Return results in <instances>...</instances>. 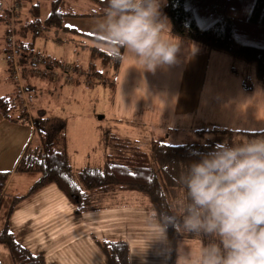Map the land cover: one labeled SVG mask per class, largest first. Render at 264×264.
Returning <instances> with one entry per match:
<instances>
[{
  "label": "rangeland",
  "instance_id": "obj_1",
  "mask_svg": "<svg viewBox=\"0 0 264 264\" xmlns=\"http://www.w3.org/2000/svg\"><path fill=\"white\" fill-rule=\"evenodd\" d=\"M51 1L22 0V20L29 21L30 8L36 2L41 3V18L45 19L51 11ZM68 1L81 10L92 5L91 0ZM165 4L166 0H155L142 14L140 29L128 24L111 29L118 31L122 35L120 41L126 43L120 75L102 64L99 57H93L90 46H105L86 34L103 38L98 32L104 25L72 24L80 19L77 17L67 18L64 24L79 33L52 27L36 35L30 31L27 38L23 37L26 43L33 42L35 53L73 67L72 80L61 68H56L58 76L29 70L27 78L20 68L16 79L4 69L8 67V51L0 54V93H15L20 91L19 85L28 83L24 97L31 113L38 115L43 111L53 129L65 126L76 170L104 163L105 137L111 133L138 140L151 152L153 140L224 143L230 137L227 130L260 132L234 135L236 154L243 158L253 150L264 152V86L256 77L255 63L214 50L210 56L206 51L203 54L204 49L195 42L177 39L167 44L163 32L168 34L171 22L165 14ZM0 24V28L6 25ZM98 71L104 75L100 77ZM245 77L250 84L244 82ZM39 177L38 173L16 177L8 188L7 204H11L13 196L28 193ZM52 187L56 188L54 184ZM123 196L124 201L118 206L74 215V205L65 194L44 201L35 195L18 203L19 223L26 213V223L20 226L25 230L21 231L19 223L12 228L23 246L33 253L45 254L46 264H106V254L99 243L117 239L129 243L133 264H168L166 234L157 218L150 216L148 203L138 191L126 190ZM49 203L59 209L58 215L47 213L41 226H35L40 220L32 219L30 210L42 209ZM203 227L202 238L177 241L175 264H224L222 237L206 224ZM0 262L12 263L8 244L2 241Z\"/></svg>",
  "mask_w": 264,
  "mask_h": 264
},
{
  "label": "trees",
  "instance_id": "obj_2",
  "mask_svg": "<svg viewBox=\"0 0 264 264\" xmlns=\"http://www.w3.org/2000/svg\"><path fill=\"white\" fill-rule=\"evenodd\" d=\"M9 1L19 4L15 14L9 7L0 11V23L6 24L7 55L12 52L13 33L16 38V59L8 60L6 56L9 75L18 79L21 68L26 78L29 70L58 76L56 68H61L72 80L73 67L35 53L33 42L26 43L23 37L27 38L30 31L36 35L52 27L79 33L64 24L69 17L115 15L132 21L144 14L155 0H91L92 5L85 10L68 0H52L45 19L41 18V3L36 2L30 8L29 21L21 18L22 0ZM164 11L174 36L255 63L256 77L264 86V0H166ZM86 35L105 46H90L93 57H99L102 64L119 74L126 43ZM96 73L100 77L104 75L103 71ZM244 82L250 84L246 77ZM22 84L20 91L0 93V111L13 123L33 126V138L15 171L38 173L40 177L28 193L13 196L8 205L11 172L0 171V241L8 244L11 264H46L45 254L33 253L16 239L10 221L20 201L53 184L72 201L74 215L118 206L123 203L126 190L138 191L139 197L148 203L150 216L157 218L166 234L168 264L176 263L178 240L202 238L203 224L222 237L224 264H264V152L253 150L238 158L233 138L260 132L227 130L230 137L224 143L153 140L151 152L138 140L111 133L105 137L104 163L76 170L71 162L65 126L53 129L43 111L33 115L24 102L29 85ZM99 244L106 254V264H132L126 240Z\"/></svg>",
  "mask_w": 264,
  "mask_h": 264
},
{
  "label": "crops",
  "instance_id": "obj_3",
  "mask_svg": "<svg viewBox=\"0 0 264 264\" xmlns=\"http://www.w3.org/2000/svg\"><path fill=\"white\" fill-rule=\"evenodd\" d=\"M142 17H143V15L140 16L139 18L132 20V21H128L124 17L111 15V16L102 17V18L78 19L74 22H71V21L70 22L72 24H79V25H86V24L98 23V22L102 23L104 25V27L100 32H98V34H100L101 36H104L103 38L112 39V40H120V38H122L121 37L122 35L119 34L118 31H112L111 32V29L114 27H116V29H118V28L121 29L124 26V24H128L131 28L133 26L132 29H134L135 26L140 29L138 24L141 23L142 21H144V19ZM91 19H94V21L93 22L89 21ZM82 21H84V22H82ZM131 32H132V30L130 31V33ZM167 33L168 34L163 32V37H164L163 39L167 42V44H169V45L173 44L175 41H177V39H179L171 33L170 29L167 30ZM5 34H6V28L4 25L2 28H0V54L3 51L5 52L7 50V41H5ZM168 39H170V41H168ZM195 44L200 45L199 47H202V49H204L203 54H205V51H206V54H208L209 56L211 55V53H213L212 52L213 50H211L208 46H206V45L202 46V44L196 43V42H195ZM205 48L207 50H205ZM170 50L172 51V49H170ZM125 52H126V50H125ZM202 52L203 51H201L199 53H202ZM125 55H126V53L124 54V58H125ZM6 56H7V54H6ZM6 56H5V58H6ZM201 59L203 60V58H201ZM123 61H124V59H123ZM122 65H123V63H122ZM4 69L6 70L7 66ZM119 73H121V72H119ZM33 135H34V128L32 125L13 123V122L7 120L6 118H4V116L2 115V113L0 111V171L11 172V176H10V179H9V182L7 185L8 188L11 185L12 181L16 177H19L21 175V173H18L15 171V168H16V165H17L19 159L21 158V156L23 154V151L25 150L26 146L29 144V142L33 138ZM60 192H59L57 187L54 188V187H52V185H50V186H47L45 188H42L41 190H39L38 192H36L32 196L25 198V200H23L22 202L24 203L25 201L31 200L33 197H35V195H39L43 201L47 200V199H51V198L55 199V198L61 197L62 192L61 193ZM42 206H43V202H42ZM19 207H21V205L20 206L18 205V207L15 209V211L11 217L10 229L15 234L16 239L20 243L24 244L23 241L21 240V237L16 232V230H14L12 228V225L14 227H18V223H19L18 219L19 218L16 215L18 214ZM52 211L55 214V216L58 215L59 209L55 208L53 206V204H51V203H49L46 207H44L42 209H37L34 211L30 210L31 218L36 219V220H40V221L35 222V226H37V227H39V225L41 226V223H43L44 220L46 219L44 217H47L46 216L47 213H50ZM24 216L26 217V213L20 217L21 223H26L24 220ZM21 223H19V227L22 226ZM20 229H21V231L25 230V228H21V227H20ZM23 235H24V233H23ZM132 264H133V262H132Z\"/></svg>",
  "mask_w": 264,
  "mask_h": 264
},
{
  "label": "built area",
  "instance_id": "obj_4",
  "mask_svg": "<svg viewBox=\"0 0 264 264\" xmlns=\"http://www.w3.org/2000/svg\"><path fill=\"white\" fill-rule=\"evenodd\" d=\"M5 7H9L10 10L15 14V9H17L19 7V4L18 3H12V1H9V0H0V11L5 8ZM12 25L14 27V20L12 21ZM11 45H12V52H10L8 55H7V59L8 60H15L16 59V56H15V49H16V38H15V34L13 33L12 36H11ZM24 102H26V98L24 97Z\"/></svg>",
  "mask_w": 264,
  "mask_h": 264
}]
</instances>
